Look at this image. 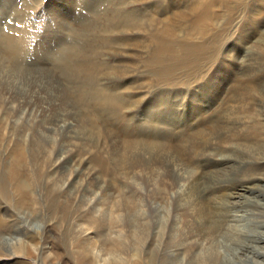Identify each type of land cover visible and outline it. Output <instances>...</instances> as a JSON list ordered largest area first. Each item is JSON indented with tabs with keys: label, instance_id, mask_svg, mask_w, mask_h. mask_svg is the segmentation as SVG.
Returning a JSON list of instances; mask_svg holds the SVG:
<instances>
[{
	"label": "rangeland",
	"instance_id": "1",
	"mask_svg": "<svg viewBox=\"0 0 264 264\" xmlns=\"http://www.w3.org/2000/svg\"><path fill=\"white\" fill-rule=\"evenodd\" d=\"M11 1L18 10L15 11L13 9L9 13L7 12L9 15L6 14V19H4L1 16V10L6 11V9H1L0 7V33L12 31L13 34H11L12 32L9 34H15L20 43L26 46L27 51L25 52V56L19 61L20 68L18 71H7L5 68L6 63L0 62V179H5L7 188H9L8 190L6 187L4 188L7 191V197H5L4 192L0 188V222L5 224L6 230L22 227L27 224V228L32 231H42L44 229L43 224L47 221L58 225L62 224V222L64 223L69 217H61L60 212H54L51 209V205L47 202L48 200L46 201V198L50 196L45 195L46 191H43V188L50 183L49 179L55 178L57 182L53 186H58L65 191V194L61 196L62 200L69 198V195L76 196V207L74 209V204L71 207L74 209V214H76H73L70 218L73 223L81 222L84 224L97 220L98 227L99 225L104 226L106 223H112L111 225L114 226L109 230H116L113 232H109L108 230V235H125L127 230H143L146 244L148 243L151 250L156 251L159 249L156 255L162 258L160 259V264H187V260L191 254L193 255L194 251H197V248L200 247L197 243L198 246L191 244L189 247L191 249H187L190 241L187 238H190L189 233L195 229L190 216L191 193L188 185H190L193 170H199L202 174L207 170V166L204 165L205 159L202 157L201 152H195L196 150L189 147L188 143L184 140L189 135H192V132L193 134L198 131L201 133L204 132L203 128H207L209 130L207 134L210 133V135L204 136V138L213 139L220 144V141L226 138L216 135L213 127L220 125L227 131L223 123L220 122L222 113L226 114L227 109H225L224 105L221 106L220 100L215 99L217 97L215 92L213 105H209L207 102L209 101L207 93L212 92L210 90L206 91L205 87V75H207L208 69L202 70L201 78L196 82L193 81V78L186 76L184 81H177L178 84L183 83V85L177 86V82H173L169 85H162L159 88H156L157 86L154 83L148 82H145V87L142 86L145 77L144 75L136 76V73L143 71L140 64L148 63L149 58L152 56H161V61H164L162 64L165 62L184 61L182 60V53L187 54V52L201 45H204V49L195 55L199 57L207 55L212 52V46L216 41L214 36L215 29L207 35L208 40H210L208 42H199L196 39L189 38L188 35H184L185 38L179 35L176 41H182L183 43L179 44L176 48H173L169 42L162 39L163 45L159 49H155L153 43L144 37H133V43L141 41L144 47L133 45L130 48V56L125 61L129 69L127 75L124 78L116 79L109 77L106 74L107 70H104L97 76L100 88L120 99V104L117 105V110H115L119 111V116L116 117L115 112L112 113L108 109L100 110V106L95 104L98 97L95 98L90 108L89 106L83 107L84 103H80L78 97V87L80 88V86L75 85L71 78L74 72L70 75L66 74L74 71V68L77 66L83 65L86 56L92 57L95 54V51L99 47L98 44L101 42L96 40V36L99 33V29L105 27V11L108 12L116 6L118 0H111L109 3L105 2L106 0H101L100 3L98 2L95 5H92V2L88 5V0H76L77 4L74 2L75 5L65 0ZM218 1L221 2L222 0ZM229 1L232 3L233 0H228L226 3ZM253 1L255 0H241L239 4L234 5V9L239 8L241 5H252ZM262 1L264 2V0ZM147 2V6L149 4L158 6L160 11L165 12V16H169L174 13L173 6L179 5L183 9L188 8L186 10H192L191 7L197 0H154L151 2L147 0ZM48 7L52 12L60 9V11L69 16V22L67 21V23L59 25L60 20L52 16ZM130 7L135 10L139 8L138 5ZM258 7L254 12L250 13L251 15L249 12H244L246 9L243 12L237 11L238 13L233 14V25H236V27L233 25L229 26L230 24L228 23V25L226 23L223 24L222 21L219 22V25L223 29L228 26L229 30H225L228 33L231 32L230 34H234L228 38L233 40L234 43L228 44L214 53V55L209 56L210 58L208 57V60L204 61L205 64L215 62V64L223 63V65H228V71L229 73L231 72L230 77L238 81L243 74L238 66L254 62L255 56L260 57L259 60L264 62V6H262V9L260 8L261 10ZM218 10L224 12L221 7H218ZM235 21L236 23H234ZM258 23L261 25H257ZM87 28L92 31L88 32L85 30ZM228 36L226 35L225 37ZM166 71L168 72V70ZM131 82V90L142 86L143 92H129L127 90L129 88L128 83ZM143 94V100L134 105L133 100L138 99ZM190 95L197 97L203 95L201 96L202 102H195L197 104L193 106L194 109L198 108L202 113L193 114L191 116L192 120L190 123L187 122L188 125L183 127V130L177 129L175 125H172V119H176L175 110L179 119L182 120L183 113L193 108L189 99ZM85 100L91 101L89 97H85ZM148 103H152V107L154 108H157V106L162 107L163 112L162 114L159 113L160 118H163V121L166 119L164 122L172 126L171 128L163 125V129L166 132V140L164 141H151L150 139H152L151 136L153 135L148 128H141L145 124L149 127V113L147 112L150 110L151 105H148ZM129 105L130 107H128ZM244 111L248 110L244 109ZM145 116L147 117L145 118ZM168 116L170 118H167ZM114 117H116L118 123L115 124L116 126L114 125ZM91 121L97 133L86 130L88 122ZM260 121L261 124L257 121L254 122H257L256 125H262L261 129H264V120ZM104 127L112 128L110 130L120 134V137H132L133 140L145 141L140 150L138 147V154L143 153V156H145V152L151 150L154 143H157L156 146H166L158 149V151L156 150L157 153H152L151 158L155 162L162 161L160 163L163 165V169L166 166L171 168L176 164L178 168L170 170L169 175L163 177L167 180L164 184H160L159 180L157 181L154 176L150 177L151 181H145L148 174L145 171L135 176V178L134 175L129 174L130 180L126 179L127 177L121 172H119L120 176L115 174V178L112 179L108 176L107 169L110 166L113 167V162L132 159L137 157L138 154L137 152L133 153L135 150L132 147L121 143L120 146H117L119 157L116 159L111 157L107 153L109 152L110 143L102 137ZM228 131L230 133L229 138L236 141H238L241 135H243L242 140H245L248 137V133L250 134L249 136L253 134L251 129L245 127H231ZM229 138L227 136V139ZM103 139L107 142L104 147H102ZM83 143H85V147L93 149L95 153L88 155L89 160L93 163L91 162L79 167L77 164L80 156L77 154V150H79V146ZM19 146H22V151L24 149L22 157L24 164L21 159L17 174L19 178H25L27 189H30L29 193L32 195V200L23 208L22 206H18L15 201L17 192L20 193V191L13 184L14 179L10 174H7L9 171L3 170L5 165L9 166L11 164V151H13V148L15 149ZM184 148L187 154L182 151ZM98 150L99 152H97ZM162 151H166V153L158 154V152ZM194 159H199L197 167H194V164H192ZM102 161L107 162L105 165L107 169H104V173L98 171V164ZM95 166L97 169L94 168ZM92 170L95 171L97 177L90 175ZM85 175L89 176V185L84 182ZM96 178L102 180V183L106 182L104 189L95 187ZM109 180L119 182V189L117 191L110 187ZM181 183H184L185 186H181ZM160 189H163L165 193L161 192ZM245 190V188H239L234 194H226L225 198L221 197L224 202L219 201L218 209L225 211L228 206L238 209L244 203L243 197L247 195L243 192ZM263 190L264 188L251 191L250 194L253 202L256 200L261 206V203L264 202ZM90 191L93 192V195L88 194ZM257 193L258 197H256ZM217 195L219 194L205 192L204 197L209 199L213 197L214 200H217ZM227 197H229V201H227ZM61 204H55L56 208L60 207ZM12 205L15 207V210L12 209L14 210L13 212H7V207L11 206L13 208ZM91 207H95L94 212L88 211ZM262 208H264V204ZM129 209L133 210V212ZM210 213L214 215V207L210 208ZM243 213L247 214L249 211L244 210ZM211 214L210 216L212 217ZM78 220L80 222H77ZM253 220L254 218H251L250 223ZM252 223L255 226L261 227H258L253 233H248L250 239L240 249L236 245L227 242L228 246L234 248V253L228 257V262L231 264H264V220L253 221ZM117 229L119 231L122 230L120 231L121 233ZM145 229L147 232H145ZM176 230L179 232H176ZM187 231H189L188 234ZM98 237L95 236L93 239L95 243L97 241V244L100 238ZM30 246L31 248L35 247L31 243L29 246L22 244L18 253H29L28 255L34 259L36 258L39 264H55V261L49 259L54 250H47V246H42L41 257H38L35 252L29 250L31 249ZM8 247L9 245H6L7 251L11 250ZM183 248L185 249L183 250ZM181 249L185 253H181ZM241 253H243V259H237L239 257L236 256H239ZM183 254L185 260L181 256ZM157 262L159 263V259H157ZM12 264L25 263L20 259V261L17 260V262L15 261ZM128 264L133 263L129 262Z\"/></svg>",
	"mask_w": 264,
	"mask_h": 264
},
{
	"label": "bare ground",
	"instance_id": "2",
	"mask_svg": "<svg viewBox=\"0 0 264 264\" xmlns=\"http://www.w3.org/2000/svg\"><path fill=\"white\" fill-rule=\"evenodd\" d=\"M65 1L71 3L72 5H75L74 2H76V0ZM110 1L111 0H106L105 2L109 3ZM136 1L118 0L116 6L110 9L108 12L105 11V27H101L98 31V35L96 36V40L101 42L98 44L99 47L95 51V54L92 57L86 56V60L83 62V65L77 66L74 68V71L69 72L66 75H70L74 72L71 78L75 85L80 86V88L78 87V97L80 99L79 102H82V104L84 103L83 107L89 106L90 108L95 98L98 97L95 104L100 106V110L108 109L112 113L115 112V116L117 117L119 116V111L115 110H117V105L120 104V99L113 94L105 92L104 89H101L99 86L100 83L98 84L97 82V76H99L104 70H107L106 74L109 77L116 79L124 78L127 75L129 69L125 61L128 56H130V48L133 45L142 48L144 47L143 42L141 41L133 43V37H144L146 40L153 43L155 49H159L161 45H163L162 39L169 42L173 48H176L179 44L183 43L182 41H176V38L179 37V35L183 37L184 35H188L189 38L196 39L199 42H208L210 40H208L207 35L215 29L214 36L216 41L212 46V52L208 53L207 55L202 57L195 55L199 53L200 50L204 49V45H201L198 48L187 52V54L182 53V60L184 61L165 62L162 64L164 61H161V56H152L149 58L148 63L145 62L144 64H140V66L143 68V71H138L136 76L144 75L145 80L142 86L145 87V82H148L152 84L154 83L157 86L156 88H159L162 85H169L173 82L184 81L186 76L193 78V81L196 82L201 78V73L203 72L202 70L208 69V73L205 75V87L206 91L210 90L212 92L207 93L209 97V101L207 102L209 105H213V96L216 94L217 97L215 99L220 100L221 106H225L227 113H222L220 122L223 123V126L227 131H225L220 125L213 127V131L216 135L220 137L224 136V138H226L225 140L220 141V144H218L213 139L204 138V136L207 137L210 135V133L207 134L209 131L207 128H203L202 130L204 132L201 133L198 131L193 134L192 132V135H189L187 139L184 140L186 143H188L189 147L196 150L195 152H201L203 155L202 157L205 159L204 165L207 166V170L202 174L199 172V170H193L190 180L191 182L190 185H188L191 193L190 216L192 223L195 225V229L189 233L190 238L187 239H190V241L188 243L187 249H191L189 248L191 244L195 246H198L199 244L200 247L197 248V251H194L193 255L191 254L187 260V264H231L228 262V257L234 253V248L228 246L227 242H230L232 245H236L237 248L240 249V247L250 239L248 233H253L258 227H261L258 225L255 226L252 222L264 220V208H262L264 202H260L262 204L261 206L256 202V200L253 202V199L250 196L251 191H257L264 188V129H261L262 125H256L257 122L261 124L260 120H264V62L259 60L260 57L255 56L254 62L245 63L243 66H238L239 70L243 72V74L241 75L240 79H238V81H235L234 78L230 77L231 72L229 73L228 71V65H223V63L215 64V62L205 64L204 61L223 47L234 43L233 40L228 39L234 34H230L231 32L228 33L226 31L227 29L229 30L228 26L225 28V30L219 25V22L222 21L223 24L226 23V25L230 24L229 26H232L234 16L233 14H235L237 11L243 12L244 9H246L244 12H249L250 14L257 9V6H259V9H262L264 2L262 0H255L253 1L254 3L252 5H241L239 8L234 9V5L239 4V1L241 0H233L232 3H230V1L226 3L228 0H222L221 2L218 0H197V2H195V4H193L191 7L192 10H186L188 8L183 9L181 8L182 6L180 7L179 5H175L173 6L174 13L169 16H165V12L160 11L158 6H153L152 4L147 6V0ZM151 1L154 0H150V2ZM1 2V9H6V11L1 10V16L4 19H6L5 15L11 10H18L16 9L15 4H12V1L10 2V0H1ZM91 2L93 3L92 5H95L98 2L100 3L101 0H88L87 4L89 5ZM136 5L139 6L138 10L130 7ZM218 7H221L224 12H220ZM48 9L51 11L53 17L55 16L56 19L58 18L60 20V24L58 23L59 25L67 23L69 16L60 11V9L53 12L49 7ZM234 23H236V21ZM257 25L261 24L258 23ZM233 26L236 27V25ZM85 30L88 32L92 31L89 28ZM9 33L7 31L0 33V62L6 63L5 68L7 71H18L20 68L19 61L23 56H25V52L27 50L26 46H23L22 43H20L18 37H16L15 34L10 35ZM11 34H13V32ZM226 35L229 36L225 37ZM146 66L148 67L147 69ZM166 70H168V72ZM178 82L177 86L183 85V83L178 84ZM131 85L132 82L128 83L129 88L127 90L129 92H143L142 86L139 88H133L131 90ZM125 86L127 87V85ZM193 88L195 87L193 86ZM201 96L203 95H200L199 97L194 95L189 96L192 107L196 106L197 103L195 102H202ZM85 97H89L91 101H86ZM143 98L144 94L138 97V99L133 100L134 105H137V103L143 100ZM149 104L151 105L150 110L147 112L149 113V127H147L145 124L142 125L141 128H148L150 133L153 135L151 136L153 139H150L151 141H164L166 140V132L163 129L164 126L171 128L172 126L164 122L166 119L163 121V118H160V114L163 112L162 107L157 106V108H154L152 107V103H148V105ZM128 107H130V105ZM244 109L248 111H244ZM200 113L202 112H200L198 108L194 109L193 107L192 109H188L187 112L183 113L182 120H180L179 116L177 115V111L175 110L176 119H172V125H175L177 129L183 130V127H186L192 120L191 116L193 114ZM116 117H114V125L118 124ZM146 117L147 116H145V118ZM167 118L170 117L168 116ZM231 127L249 128L252 130L253 134L249 136L250 134L248 133V137L245 140H242L243 135L240 136L238 141L231 140L229 138L230 130L228 131V129H231ZM110 129L104 127L102 137H104V139L110 143V147L108 148L109 152L107 153H109L111 157L115 159L119 157L117 146H120L121 143L128 145V147H132V149L135 150L133 153L137 152L138 154V147L140 150L145 141L133 140L132 137H120V134L114 133V131L112 132ZM86 130L89 132L95 131L92 121L88 122ZM227 136L229 139H227ZM104 139L102 147H104L107 143ZM156 145L157 143L152 144L153 147L151 150L144 153L145 156H143V153H139L135 158L126 159L124 161L119 160L115 163L113 162V167L110 166L108 169L105 167L107 162L102 161L98 164V171L104 173V169H107L108 176H110L112 179L115 178V174L119 175V172H121L127 177L126 179L128 180H130L129 174H132V176L134 175L135 178V176L145 171V173H148L145 181H151L150 177L154 176L157 181L159 180L160 184H164V182L167 180H165L163 177L169 175L168 173L171 172L170 170L177 169L178 167L176 164L172 166L173 168L166 166L165 169H163V165L161 164L162 161L155 162V160L151 158V154L157 153L158 149L162 147H166L164 145ZM23 151L22 146H19L15 149L13 148V151H11L12 156L10 155L12 157H10L12 160L11 164L9 166L5 165L3 169L5 171H9L7 174L11 175V177L14 179L13 184L16 185L20 191V193L16 191L17 198L15 201L16 204H18L20 207L22 206V208L30 200H32V195L29 193L30 189H27V182L25 181V178H19V175L17 174V169L20 166L21 159L23 157ZM182 151L187 154L185 148L182 149ZM97 152H99V150ZM91 153L95 152L93 149L85 147V143L79 146L77 154H79L80 158L78 159L77 165L81 167L84 164L91 163L92 161L88 158V155ZM162 153H166V151L158 152V154ZM197 162H199V159H194L192 161L194 167H197ZM94 168L97 169L96 166ZM90 175L97 177L95 171L93 170L90 172ZM96 179L97 182L95 187L104 189L106 182L104 181L103 185L102 180H98V178ZM49 180L50 183L43 188V191H46L45 195L50 196L49 198H46V201L48 200L47 202L51 205V209L54 212H60L61 217H69V219L64 221V223L62 222L60 225L50 223L49 221L44 222V229L42 231L29 230V228L26 226L27 224L22 227L6 230L5 224L0 222V264H12L15 261L17 262V260L20 261V259H22L25 264H39L36 258L34 259L28 255L29 253H18L22 244L29 246L30 243L35 247L31 248L30 246L31 249L29 250L31 252H35L36 256L38 257H41L40 254H42V246H47V250H54L53 254L49 256V259L55 261V264H128L129 262H132L133 264H157V259H159L158 264L161 263L160 259L162 258L156 255L159 249L156 251L151 250L148 243L146 244L143 230H127L128 233L126 232L127 234L125 233V235L116 233V235H108V230L114 226L111 225L112 223H106L104 226L99 225V227L97 220H93L90 223L84 224L79 220L77 222L80 223H73L70 218L73 216L74 209L76 207V196L69 195V198L62 200L61 196L65 194V191H63L62 188L58 186H53L54 183L57 182L55 178H50ZM84 180L87 185L90 184L88 181V175H85ZM5 182V179H0V188L4 192L5 197H7V191L4 189L5 187L7 188ZM109 185L115 191L119 189V182L109 180ZM181 186H185L184 183H181ZM239 188L246 189L243 191L247 194L243 197V205H240L238 209L228 206L225 211L219 210V201L224 202L221 197L225 198L226 194H234V192ZM8 189L9 188H7V190ZM160 190L161 192L165 193L163 189ZM205 192H210V194H219L217 195L218 199L214 200L213 197L210 199L204 197ZM88 194L93 195V192L90 191ZM256 197H258V193ZM227 198V201H229V197ZM57 203L62 204L60 207L56 208L55 204ZM16 204H14V206H16ZM72 204H74V209L71 208ZM14 206L13 208L8 206L7 210L6 208L4 209L7 212H13L15 210ZM211 207H214V215L210 213L212 217L209 214ZM244 210H248L249 213H243ZM88 211L94 212L95 207L89 208ZM130 211L133 212V210ZM251 218H254V220L250 223ZM80 219L83 220L81 217ZM115 230H109V232H113ZM117 230L118 232L122 231H119V229ZM189 231H187V234ZM145 232H147L146 229ZM176 232L179 231L176 230ZM95 236L100 237H98V244L97 241L96 243L93 241ZM171 236L173 237V235ZM185 242L187 243V241ZM6 245H9L11 250L7 251ZM184 249L185 248H183V250ZM183 250L181 253H185ZM242 250L244 251V249ZM180 251L178 252L180 253ZM181 256L184 259V254ZM242 256L243 253L236 257H239L237 259L242 260Z\"/></svg>",
	"mask_w": 264,
	"mask_h": 264
}]
</instances>
